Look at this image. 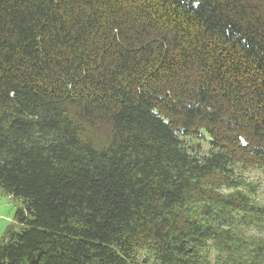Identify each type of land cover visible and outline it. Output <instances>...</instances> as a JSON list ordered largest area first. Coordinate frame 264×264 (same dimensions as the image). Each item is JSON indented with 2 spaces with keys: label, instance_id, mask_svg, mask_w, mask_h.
I'll use <instances>...</instances> for the list:
<instances>
[{
  "label": "trees",
  "instance_id": "1",
  "mask_svg": "<svg viewBox=\"0 0 264 264\" xmlns=\"http://www.w3.org/2000/svg\"><path fill=\"white\" fill-rule=\"evenodd\" d=\"M236 167L264 169V0H0V264H264Z\"/></svg>",
  "mask_w": 264,
  "mask_h": 264
},
{
  "label": "rangeland",
  "instance_id": "2",
  "mask_svg": "<svg viewBox=\"0 0 264 264\" xmlns=\"http://www.w3.org/2000/svg\"><path fill=\"white\" fill-rule=\"evenodd\" d=\"M190 146H195L193 142L189 143ZM207 146L201 143L198 148L199 154L206 153ZM235 174L242 179V190L248 197L250 203L264 211V169L253 167H236ZM232 190L227 187L221 188L222 194H229ZM20 202L12 197L0 194V244L3 242L5 234L9 230L18 231L20 229L17 222L14 220V212ZM264 213V212H263ZM236 231H241L244 239L249 241H264V216L257 221L253 219L252 222L245 227L243 224L236 225ZM246 243H249L248 241ZM207 249L209 252L203 253L205 257V264H224L220 255L222 254L218 248H215L211 243L208 244ZM223 255V254H222Z\"/></svg>",
  "mask_w": 264,
  "mask_h": 264
}]
</instances>
